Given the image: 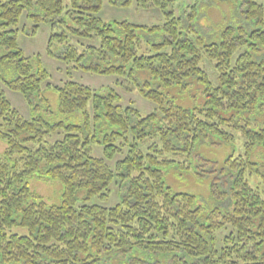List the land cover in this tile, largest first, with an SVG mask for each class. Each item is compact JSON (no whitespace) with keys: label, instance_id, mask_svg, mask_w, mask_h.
I'll return each mask as SVG.
<instances>
[{"label":"trees","instance_id":"trees-1","mask_svg":"<svg viewBox=\"0 0 264 264\" xmlns=\"http://www.w3.org/2000/svg\"><path fill=\"white\" fill-rule=\"evenodd\" d=\"M104 1L0 0V138L7 143L0 153V263L264 264V165L252 159L264 149V2L246 0L248 25H226L213 40L197 30V6L182 17L174 0H109L164 13L163 25L146 26L104 22ZM29 10L53 29L49 54L63 45L59 57L91 74L123 77L156 109L143 114L124 104L115 87L47 82L40 55H26L19 44L16 26ZM204 57L214 62L216 81ZM192 81L202 87V102L186 106ZM46 82L59 111L80 112V123L27 119L5 89L49 106L41 97ZM235 129L245 139L243 153L220 164L195 159L205 141L233 143ZM95 143L103 144L102 157L94 155ZM117 155L116 169L128 177L120 202L89 204L112 194L116 173L108 161ZM195 164L212 172V196L225 207L205 206L167 185L163 168ZM36 173L60 180L61 204L31 190L27 180ZM15 226L28 234L10 233Z\"/></svg>","mask_w":264,"mask_h":264},{"label":"rangeland","instance_id":"rangeland-1","mask_svg":"<svg viewBox=\"0 0 264 264\" xmlns=\"http://www.w3.org/2000/svg\"><path fill=\"white\" fill-rule=\"evenodd\" d=\"M256 1L264 2V0ZM191 6H197V11L200 14L197 20V30L209 39L213 38L214 40L221 29L226 25L231 24L236 26L245 23L243 14L246 0H174L172 8L176 16L183 17L186 16L185 11ZM32 13H35V10L26 11L16 26L18 28V40L26 55H40L43 65L50 73V78L47 82L60 85L68 79H73L99 90L100 92H104L108 87H115L122 95V102L124 104H133L138 107L143 114H149L156 109L154 103L142 97L137 91V88H133L130 84L131 82L129 81V83L126 80H123V77L91 74L82 69H78L76 62L66 61L59 57L63 51V45L55 43L52 50L56 55L52 56L49 54V39L53 29L51 25L45 21L37 22L36 18L32 16ZM100 17L107 23L114 21H127L133 24L146 26L163 25L165 23L164 13L156 7L142 8L138 7L135 3L129 6L115 5L109 0L104 1ZM36 24H38V27H35ZM247 25L248 24L245 23V26ZM196 34L197 32H193L191 37H194ZM215 40H217V38ZM87 42L88 41L84 40V43ZM201 64L205 67L210 77L216 81L217 76L214 62L209 58L204 57ZM47 82L44 84L41 97L44 96L49 99V106L44 102L42 103L40 98H35L33 104H29L27 99L21 93L9 90L6 87L5 89L12 105L27 119L42 116L50 123L60 121L66 124L80 123L82 119L80 112L75 114H64L59 111L58 95L54 90L46 87ZM189 88L188 91L186 90L183 93L185 98L183 99L184 102L182 101V104H187L186 106H193L195 104L199 105L202 102V87L198 86L195 81H192L189 84ZM176 90L177 89L174 91ZM176 95L181 99L182 96L178 93H176ZM229 130L232 131L231 129ZM233 134L235 135V140L230 144H220L217 139L214 141H205L200 144L195 159L203 158L204 160H217L220 164L230 153H234L235 155L243 153L245 143L244 137H242L240 131L236 129L233 130ZM55 138L56 136H53L51 141L55 140ZM6 147L7 143L0 138V153L4 152ZM92 147L95 156H103V144L95 143ZM119 158L120 156L117 155L113 160L108 161L109 165L116 173L115 181L111 185L112 194L108 198L97 196L92 197L87 200L89 204H99L101 206L111 207L120 202L122 193H124L123 185L124 183H127L128 177L121 176L122 172L117 171L116 169V162ZM179 159L180 161L184 160L182 157ZM252 159L254 162H257L258 166L261 168V166L264 165V149L261 147L256 148L253 151ZM180 165L163 168L165 171V181L174 192L192 193L197 196L198 202L205 206L225 207L227 205L226 202L221 203L212 196L211 185L213 174L208 168H200L195 164L194 166H191V169L186 170ZM27 182L31 190L41 195L48 204L59 205L62 203L63 185L60 180L36 173L29 177ZM258 182L259 179L255 178L254 183L258 185ZM220 186L224 191L227 190L226 187H224L223 182L220 183ZM85 198L86 192L80 191L78 193L79 202L83 203ZM10 233L27 235L28 229L22 226H15L11 229ZM10 264L23 263L19 261Z\"/></svg>","mask_w":264,"mask_h":264}]
</instances>
